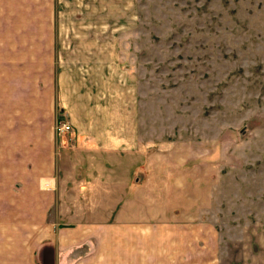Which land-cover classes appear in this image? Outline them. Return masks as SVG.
Here are the masks:
<instances>
[{"label":"rangeland","instance_id":"rangeland-1","mask_svg":"<svg viewBox=\"0 0 264 264\" xmlns=\"http://www.w3.org/2000/svg\"><path fill=\"white\" fill-rule=\"evenodd\" d=\"M68 42L114 56L156 135L202 153L219 263L264 264V0H0V213L32 197L17 136Z\"/></svg>","mask_w":264,"mask_h":264},{"label":"crops","instance_id":"crops-1","mask_svg":"<svg viewBox=\"0 0 264 264\" xmlns=\"http://www.w3.org/2000/svg\"><path fill=\"white\" fill-rule=\"evenodd\" d=\"M66 47L17 136L32 197L26 211L0 213V264H220L216 220L204 213L217 187L203 186L202 153L156 135L114 56ZM56 118L71 130L56 134Z\"/></svg>","mask_w":264,"mask_h":264},{"label":"built area","instance_id":"built-area-1","mask_svg":"<svg viewBox=\"0 0 264 264\" xmlns=\"http://www.w3.org/2000/svg\"><path fill=\"white\" fill-rule=\"evenodd\" d=\"M71 130V126L69 123L65 121H56L54 124V131L58 135H62L64 133H67Z\"/></svg>","mask_w":264,"mask_h":264}]
</instances>
